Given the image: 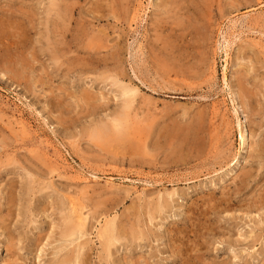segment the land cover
<instances>
[{"label": "rangeland", "instance_id": "obj_1", "mask_svg": "<svg viewBox=\"0 0 264 264\" xmlns=\"http://www.w3.org/2000/svg\"><path fill=\"white\" fill-rule=\"evenodd\" d=\"M0 264H264V0H0Z\"/></svg>", "mask_w": 264, "mask_h": 264}, {"label": "bare ground", "instance_id": "obj_2", "mask_svg": "<svg viewBox=\"0 0 264 264\" xmlns=\"http://www.w3.org/2000/svg\"><path fill=\"white\" fill-rule=\"evenodd\" d=\"M130 90V89H129ZM125 118V117H124ZM119 119V118H118ZM242 139H244V136L242 135ZM82 228V227H81ZM81 231V230H80ZM77 232H78V228H77ZM105 233V232H104ZM107 233V232H106ZM109 242V241H108Z\"/></svg>", "mask_w": 264, "mask_h": 264}]
</instances>
